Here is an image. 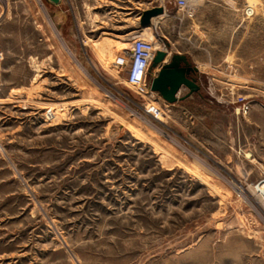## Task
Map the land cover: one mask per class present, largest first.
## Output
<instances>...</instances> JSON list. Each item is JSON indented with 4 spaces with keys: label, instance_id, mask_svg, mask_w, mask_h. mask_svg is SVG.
Returning a JSON list of instances; mask_svg holds the SVG:
<instances>
[{
    "label": "rangeland",
    "instance_id": "rangeland-1",
    "mask_svg": "<svg viewBox=\"0 0 264 264\" xmlns=\"http://www.w3.org/2000/svg\"><path fill=\"white\" fill-rule=\"evenodd\" d=\"M154 6L173 103L114 65ZM0 51V264H264V0H1Z\"/></svg>",
    "mask_w": 264,
    "mask_h": 264
},
{
    "label": "water",
    "instance_id": "water-1",
    "mask_svg": "<svg viewBox=\"0 0 264 264\" xmlns=\"http://www.w3.org/2000/svg\"><path fill=\"white\" fill-rule=\"evenodd\" d=\"M51 1L56 3L59 0ZM163 13L162 6L146 9L141 14L140 24L148 25L153 17ZM167 54V50L158 49L151 61L148 73L151 74L153 69L158 67L156 73L151 77L150 89L165 101L173 103L199 90L197 78L194 76L198 72V67L183 53H174L169 60H165ZM183 88H187L188 91L179 95Z\"/></svg>",
    "mask_w": 264,
    "mask_h": 264
},
{
    "label": "built area",
    "instance_id": "built-area-1",
    "mask_svg": "<svg viewBox=\"0 0 264 264\" xmlns=\"http://www.w3.org/2000/svg\"><path fill=\"white\" fill-rule=\"evenodd\" d=\"M174 4L177 7L183 8L186 6V0H174ZM247 13H249L248 9ZM158 49L165 50L162 45L157 44L156 40L143 36H134L131 39L129 50L123 51L122 54L115 58V67L119 70H126V82L133 86L141 95L153 94L148 80V70ZM0 59H2L1 51ZM154 70L157 71V68ZM154 72H152L151 76L154 75Z\"/></svg>",
    "mask_w": 264,
    "mask_h": 264
},
{
    "label": "bare ground",
    "instance_id": "bare-ground-1",
    "mask_svg": "<svg viewBox=\"0 0 264 264\" xmlns=\"http://www.w3.org/2000/svg\"><path fill=\"white\" fill-rule=\"evenodd\" d=\"M248 11H249V13H252V11H253V9L252 8H250V9H248ZM163 14H160V15H157V16H155V17H153V20L154 21H157V19H159V18H161V16H162ZM149 26L148 25H145V26H143V33L144 34H148V35H146L147 37L146 38H151V39H153V40H155V36L156 35H154L151 31H149ZM143 35V34H142ZM159 39V38H158ZM159 41V40H158ZM119 43V42H118ZM129 44V42H121V45L123 46V47H125L126 48V50H129V48H130V46L128 45ZM107 53H108V51H107ZM169 52H168V54H167V56H166V59L165 60H167L168 59V57H169ZM100 55H101V53H100ZM102 55H104V56H102L103 58L105 57L106 58V53H103L102 52ZM102 58V59H103ZM104 58V59H105ZM103 59V60H104ZM111 60V59H110ZM105 61V60H104ZM107 61V60H106ZM113 71V70H112ZM49 110H51V109H49ZM52 111H49V113H51ZM55 112L57 113V111H54L53 112V114H55ZM52 114V113H51ZM257 188H259L260 190L262 189V191H264V181H262L261 183H259V184H257Z\"/></svg>",
    "mask_w": 264,
    "mask_h": 264
}]
</instances>
